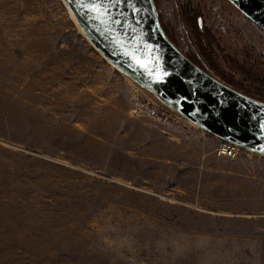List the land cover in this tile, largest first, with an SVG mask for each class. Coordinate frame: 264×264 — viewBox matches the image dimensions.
<instances>
[{
    "label": "rangeland",
    "instance_id": "1",
    "mask_svg": "<svg viewBox=\"0 0 264 264\" xmlns=\"http://www.w3.org/2000/svg\"><path fill=\"white\" fill-rule=\"evenodd\" d=\"M153 1L187 57L264 96V30L234 4ZM66 7L0 0V264H264V155H217Z\"/></svg>",
    "mask_w": 264,
    "mask_h": 264
},
{
    "label": "water",
    "instance_id": "2",
    "mask_svg": "<svg viewBox=\"0 0 264 264\" xmlns=\"http://www.w3.org/2000/svg\"><path fill=\"white\" fill-rule=\"evenodd\" d=\"M90 42L159 101L207 132L264 155V101L208 73L163 29L153 0H63ZM264 30V0H229Z\"/></svg>",
    "mask_w": 264,
    "mask_h": 264
},
{
    "label": "trees",
    "instance_id": "3",
    "mask_svg": "<svg viewBox=\"0 0 264 264\" xmlns=\"http://www.w3.org/2000/svg\"><path fill=\"white\" fill-rule=\"evenodd\" d=\"M183 12L185 13V19H186V21H187V23L189 24V27L192 29V30H195L196 29V27H197V24H196V12L192 9V7H188V6H186L185 7V9H183ZM199 36L202 38V36L199 34ZM203 39H210L209 38V36L208 37H203ZM198 40V39H197ZM203 43H204V40H201ZM200 44V43H199ZM204 46H207V45H205V44H203V47ZM202 47V48H203ZM215 59V58H214ZM197 64V63H196ZM235 66V65H234ZM240 69V68H239ZM244 75V74H243ZM253 78H251L248 74H246V75H244V80H243V82H245V81H247L248 83H250V81L252 80ZM250 84H252V85H257L256 87H258V86H262L263 88H264V81H262V82H260V81H258V80H254L252 83H250ZM236 89H238V88H236ZM239 91H241V92H243V93H245V94H247V95H249V96H252V97H254V98H257V99H259V100H262V101H264V96H262V95H257V94H252V93H250V92H248V91H242V90H240V89H238Z\"/></svg>",
    "mask_w": 264,
    "mask_h": 264
},
{
    "label": "built area",
    "instance_id": "4",
    "mask_svg": "<svg viewBox=\"0 0 264 264\" xmlns=\"http://www.w3.org/2000/svg\"><path fill=\"white\" fill-rule=\"evenodd\" d=\"M221 140L222 141L214 149L217 155L236 157L241 149H245L244 147L229 140Z\"/></svg>",
    "mask_w": 264,
    "mask_h": 264
},
{
    "label": "flooded vegetation",
    "instance_id": "5",
    "mask_svg": "<svg viewBox=\"0 0 264 264\" xmlns=\"http://www.w3.org/2000/svg\"><path fill=\"white\" fill-rule=\"evenodd\" d=\"M192 9H193V8H192ZM193 10H194L195 12H198V11H199L197 7H195ZM196 24H197V26L199 27V29H202V28H203V30H204V28H206V24L204 23L203 18H202V16L200 15V12H198V14H197V16H196ZM194 62H195V61H194Z\"/></svg>",
    "mask_w": 264,
    "mask_h": 264
},
{
    "label": "bare ground",
    "instance_id": "6",
    "mask_svg": "<svg viewBox=\"0 0 264 264\" xmlns=\"http://www.w3.org/2000/svg\"><path fill=\"white\" fill-rule=\"evenodd\" d=\"M66 8H67V10H68V12H69V15L73 18L74 22L77 24V22H76L75 18L73 17V15H72L70 9H69L68 7H66ZM77 25H78V24H77Z\"/></svg>",
    "mask_w": 264,
    "mask_h": 264
}]
</instances>
